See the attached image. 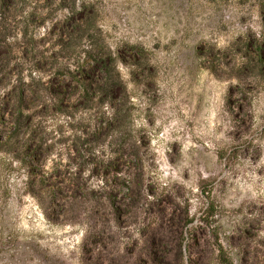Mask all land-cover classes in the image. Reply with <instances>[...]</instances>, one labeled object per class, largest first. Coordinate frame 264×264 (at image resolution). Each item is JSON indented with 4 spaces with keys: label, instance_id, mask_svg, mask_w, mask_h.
I'll return each instance as SVG.
<instances>
[{
    "label": "rangeland",
    "instance_id": "obj_1",
    "mask_svg": "<svg viewBox=\"0 0 264 264\" xmlns=\"http://www.w3.org/2000/svg\"><path fill=\"white\" fill-rule=\"evenodd\" d=\"M16 3L0 6V264H95L88 251L100 252L104 238L115 261L129 264L135 226H92L90 199L75 195L63 212L69 195H47L55 174L66 182L79 170L87 185L104 183L71 157L109 106L68 99L58 109L32 97L17 129L4 96L18 79L41 76L63 80L67 99L69 71L90 45L110 57V81L124 87L115 133L134 158L115 164L112 198L123 205L137 173L146 195L186 205L192 222L180 252L169 253L176 264H264V0ZM68 15L87 22L58 51L52 25ZM22 30L33 39H20ZM101 136L93 143L105 145Z\"/></svg>",
    "mask_w": 264,
    "mask_h": 264
},
{
    "label": "trees",
    "instance_id": "obj_2",
    "mask_svg": "<svg viewBox=\"0 0 264 264\" xmlns=\"http://www.w3.org/2000/svg\"><path fill=\"white\" fill-rule=\"evenodd\" d=\"M17 1L20 0H0V6L12 7L17 5ZM80 7L79 4L78 8ZM86 22L81 18L75 19L73 15H68L53 23L51 31L57 34L56 38L60 45L58 51H65L69 44V36L76 33L79 28L82 30ZM25 37H27V40L33 39L31 34L26 36V31H19V38L25 39ZM55 54L50 55L53 61ZM258 59H261L260 56H258ZM112 69L110 57L104 55L100 50L93 49L90 45L88 49L84 50L81 63H76L69 71L70 80L73 83L69 94L70 98H65L67 92H64L62 88H66L64 86H67V84L61 86L63 80H57L54 85L49 77L42 79L41 76H30L29 81L24 82L18 79L17 84H12L6 90L4 94L5 101L10 105L7 112L14 116V123L18 129L21 118H28L30 107L26 106V103L32 97L38 98L40 103L51 99L53 105H57L58 109L60 104H63L65 100L67 102L68 99L71 100L72 105L79 104L88 108L96 103L99 106L106 103L110 108V112L108 114L104 111L99 112L95 129H92L90 133L82 132L81 136L84 134V138L76 140L75 151L71 157L72 159L78 157L80 159L79 164L81 162L82 165L84 163L92 164V168L97 169L95 172L99 174L98 176L101 177V181L104 183L96 188L87 185L79 178V170L72 171L66 182H63L62 179H59V175L55 174L52 183L53 188L47 195H51L53 202L58 201L56 196L69 195V198L60 199L62 203L65 201L63 212L73 210L76 207L77 202L72 201L75 195H78L79 198L90 199L89 217L93 222L92 226L98 224L107 229H114L120 227L125 219L127 224L131 223L135 226L134 231L137 234L129 244V264H176L174 260H169V253L171 250L172 252H180L184 227L192 222V217L189 216L186 205L180 208L169 195H146L140 187L141 183L137 173L134 185H125L127 200L122 204L127 215L123 213V205L112 198L114 196L112 193L113 186L117 184L115 181L117 176L114 171L115 164L122 161L128 162L130 158H134L131 154L123 152L125 151V145L118 142L119 137L115 133V129L119 125V110L115 101L119 94H124V87L120 81L117 84L112 81L113 79L110 81L111 74L116 77V72L114 73ZM102 134L108 138L105 145L93 143L98 141ZM90 137L91 139H89ZM8 141V137L3 139V142ZM132 145L128 144V146ZM136 160H138V157ZM100 189H103L102 192ZM102 193H104V197L95 196L103 195ZM68 217L73 218L71 215H68ZM105 240L104 238V243L99 247L103 257L99 258L101 256L99 251L89 250L92 259L90 262L93 261L95 264H119L113 256L114 249L110 246L107 247L111 240ZM217 246L218 258H222V249L219 245ZM103 259L105 260L103 261ZM223 264L232 263L223 261Z\"/></svg>",
    "mask_w": 264,
    "mask_h": 264
}]
</instances>
